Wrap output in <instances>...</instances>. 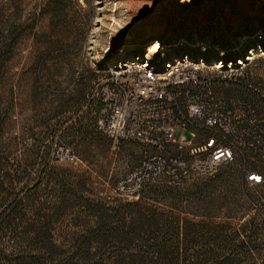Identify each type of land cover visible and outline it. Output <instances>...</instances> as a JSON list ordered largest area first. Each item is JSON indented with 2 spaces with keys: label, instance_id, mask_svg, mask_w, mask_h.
<instances>
[{
  "label": "rangeland",
  "instance_id": "obj_1",
  "mask_svg": "<svg viewBox=\"0 0 264 264\" xmlns=\"http://www.w3.org/2000/svg\"><path fill=\"white\" fill-rule=\"evenodd\" d=\"M42 3L0 0V36L22 35L0 82V119L10 118L0 133V212L3 197H26L0 227V264H194L243 237L264 260V183L243 180L245 156L176 187L157 178L125 198L116 184L142 148L76 132L88 120L94 129L82 89L90 98L97 71L130 48L192 55L221 79L214 91L226 99L264 92V0H64L51 23L43 15L32 29Z\"/></svg>",
  "mask_w": 264,
  "mask_h": 264
},
{
  "label": "built area",
  "instance_id": "obj_2",
  "mask_svg": "<svg viewBox=\"0 0 264 264\" xmlns=\"http://www.w3.org/2000/svg\"><path fill=\"white\" fill-rule=\"evenodd\" d=\"M128 52L97 71L93 91L97 129L142 148L141 160L117 182L118 195L135 197L160 177L176 187L190 175L212 176L237 155L245 156L243 180L264 183V170L251 165L264 162V92L247 87L252 101L226 99L214 91L221 79L188 53Z\"/></svg>",
  "mask_w": 264,
  "mask_h": 264
},
{
  "label": "trees",
  "instance_id": "obj_3",
  "mask_svg": "<svg viewBox=\"0 0 264 264\" xmlns=\"http://www.w3.org/2000/svg\"><path fill=\"white\" fill-rule=\"evenodd\" d=\"M63 5H64V0H43L41 12L38 14L35 13L34 22H33L31 28L34 29V28L38 27V24L40 22V18L43 15L49 17V23H51L53 21L54 16L56 17L59 14ZM56 22L61 23L62 19H58ZM13 31H14V29L12 31H9L10 33H7L6 35L0 36V82H2L4 77H6V74H7L6 73V64L11 60L14 48L18 44V39L20 40L22 38V35L21 36L19 35L20 33H18L17 35H13V33H12ZM42 33L47 35L48 32L43 31ZM53 49H54V43H51V44L47 43L46 46L44 47L45 53L46 52L49 53ZM93 86L94 85H92V88H93ZM87 88H83L82 90L83 91L89 90ZM91 90L92 91H91V97L90 98H88V96L85 95L86 93H84L83 91H82V93H80L81 101H83L82 102L83 104L85 103V107H86L84 111L86 113H89V110H87V108L90 105L91 113L93 114L94 119H95L94 126L92 127V128H94L93 131L91 130V124L89 123V120L86 121V123L84 124V130H83V127H79L78 131H76V132L81 133L83 140H86L89 136L94 138L96 136V134L99 135L102 133L96 127V117L94 115L96 104H95L94 99H93V89H91ZM246 100L252 101V99L248 98V97H246ZM83 118H86V117L84 116ZM9 120H10L9 117H6L4 119H0V133H1V131H3L5 124ZM78 122H80V121H78ZM62 123L63 122L61 120H58L56 122L55 129L57 130L58 128H60ZM71 128H73V126H71ZM95 130H97V131H95ZM16 178L17 177L12 176V175H4V177L2 179L7 180V182L10 184L9 180L14 181ZM0 184L3 185V183L1 181H0ZM0 188H1V186H0ZM25 199H26L25 195H20L19 191H18V193L14 194L13 197H10V195H9V196H5L2 198L3 203H2V201H1V203L3 204V208H2V212H0V215H4V218H3V220L0 221V227L10 225L11 221L14 220V217L15 216L17 217L16 214H18L21 210H23ZM13 214L15 216H12ZM251 221H253V220H251ZM226 242H227L226 243L227 248H225V247L222 248L223 253L220 256L212 257L211 260L208 258L207 261L205 260L204 262H200L199 260H197V262H195L194 264H264V260H261V259L252 255V252H254L253 250H256V249H255L254 245H251L249 243V242H251V241H249V237H247L246 239H245V237H243V239L238 240L236 244H233L231 240H226Z\"/></svg>",
  "mask_w": 264,
  "mask_h": 264
}]
</instances>
